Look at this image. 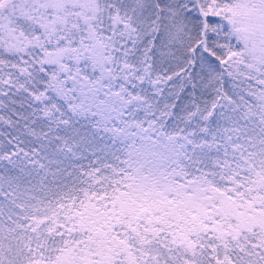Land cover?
Instances as JSON below:
<instances>
[{
  "label": "snow or ice",
  "instance_id": "obj_1",
  "mask_svg": "<svg viewBox=\"0 0 264 264\" xmlns=\"http://www.w3.org/2000/svg\"><path fill=\"white\" fill-rule=\"evenodd\" d=\"M0 264H264V0H0Z\"/></svg>",
  "mask_w": 264,
  "mask_h": 264
}]
</instances>
